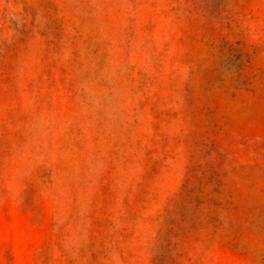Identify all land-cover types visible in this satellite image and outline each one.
Returning a JSON list of instances; mask_svg holds the SVG:
<instances>
[{
  "label": "rangeland",
  "instance_id": "1",
  "mask_svg": "<svg viewBox=\"0 0 264 264\" xmlns=\"http://www.w3.org/2000/svg\"><path fill=\"white\" fill-rule=\"evenodd\" d=\"M0 264H264V0H0Z\"/></svg>",
  "mask_w": 264,
  "mask_h": 264
}]
</instances>
